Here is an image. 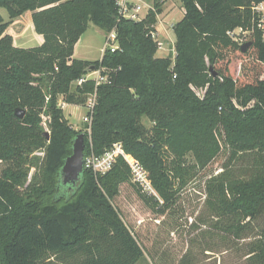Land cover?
Masks as SVG:
<instances>
[{
    "label": "trees",
    "instance_id": "1",
    "mask_svg": "<svg viewBox=\"0 0 264 264\" xmlns=\"http://www.w3.org/2000/svg\"><path fill=\"white\" fill-rule=\"evenodd\" d=\"M180 1L175 54L158 57L162 0L138 21L120 16L117 0H0L10 17L0 13V264H138L146 259L142 240L114 203L121 186L131 184L149 210L166 216L224 151L221 170L205 181V203L232 241L254 237L246 264H264V36L253 9L260 0ZM28 11L44 42L18 47L7 30ZM90 22L107 34L115 29L119 45L96 61L74 58ZM239 27L252 35L246 51L228 34ZM238 53L248 54L242 76ZM91 66L107 81L74 85ZM94 92L85 156L121 143L158 196L132 181L121 155L104 174L84 167L76 186L63 183L78 131L60 99L85 106ZM43 112L51 118L49 139ZM39 148L45 157L28 183L25 159Z\"/></svg>",
    "mask_w": 264,
    "mask_h": 264
},
{
    "label": "rangeland",
    "instance_id": "2",
    "mask_svg": "<svg viewBox=\"0 0 264 264\" xmlns=\"http://www.w3.org/2000/svg\"><path fill=\"white\" fill-rule=\"evenodd\" d=\"M143 1L152 7L155 0H130L131 3L143 6L140 12L142 17L148 12V7L144 6ZM164 2L166 11L168 9L177 11L182 8L180 0H165ZM0 13L5 21L10 20L5 8H0ZM178 14L170 21L164 22V25L161 21L167 20L159 19L158 16L156 26L158 25L159 30L156 31V38L163 43L162 49L157 53L158 57H167L174 53L176 35L173 25L180 20L181 13ZM27 17L25 13L23 20L25 21ZM21 24L15 25L16 30ZM21 31L28 41L34 42L32 32L28 27ZM107 35L102 28L90 22L83 36V44L77 49V57L90 61L99 60L104 52ZM251 37L250 32L246 35L244 43L249 42ZM247 56L248 54L238 53L234 59L236 72L241 76L244 73L243 64L247 61ZM87 76L96 77L91 72ZM87 111L84 105L67 104L64 107L69 123L78 131V134L87 132V125L84 121ZM49 117L46 112H43L42 128L45 136L46 132L50 133L51 118ZM143 122L146 126L152 125L146 117L143 118ZM44 157V148L28 154L24 163V167L29 172L28 183L39 173ZM226 158L227 154L224 151L206 169L200 171L180 193L175 211L172 210L166 216H159L149 210L131 184L121 186L120 195L115 198L114 203L120 209L127 225L135 230L138 238L142 240L146 259L138 264H246V246L254 237L232 241V238L215 227L216 219L205 203V181L213 173L221 170Z\"/></svg>",
    "mask_w": 264,
    "mask_h": 264
},
{
    "label": "built area",
    "instance_id": "3",
    "mask_svg": "<svg viewBox=\"0 0 264 264\" xmlns=\"http://www.w3.org/2000/svg\"><path fill=\"white\" fill-rule=\"evenodd\" d=\"M117 1L119 6V14L121 17L137 20V21L143 18L140 15L141 10L143 9L142 5L131 3L130 0H117ZM144 6L148 7V10L151 8V6H149L147 2L146 3L144 2ZM253 9L257 15V27L263 32V36H264V0H260L259 2L254 3ZM249 33L250 31H246L241 27L228 32L229 36L233 38L235 41L239 42L240 44L244 43L245 37ZM154 36L156 37V33H154ZM162 47H163V43L159 42V50H161ZM107 48L110 49L112 52H115L116 49L119 48L117 33L115 29L112 30L110 33H108V35L106 36L104 51ZM91 73H94L96 77L91 78V76L86 75L85 77L77 81L76 84H82L83 82H86L90 79L95 80L96 85H99L107 81V76L102 74L101 69L94 70ZM96 97H97L96 92L90 94L85 105L88 111L84 117V121L87 125L86 128L87 133L89 134L91 133L92 114L96 104ZM48 100L49 97H47V101ZM59 105L64 109L65 102L60 101ZM119 155L123 156L125 161L128 163L132 172V181L135 184H137L140 188H142L144 192L150 195L158 196V193L153 187L152 182L149 178L147 170L138 160L131 158L126 153L121 143L115 144L112 149L106 151L101 156H96L94 153L85 156L84 167L92 168L95 172L104 174L112 168Z\"/></svg>",
    "mask_w": 264,
    "mask_h": 264
},
{
    "label": "crops",
    "instance_id": "4",
    "mask_svg": "<svg viewBox=\"0 0 264 264\" xmlns=\"http://www.w3.org/2000/svg\"><path fill=\"white\" fill-rule=\"evenodd\" d=\"M162 1H165V0H162ZM164 4H165V2H164ZM181 6H182V4H181ZM178 13H181V16L179 17L180 18V20L183 18V16H184V11H183V7L181 8V9H178L177 11H175V9L174 10H172V9H168L167 11H166V9H164V11H163V13L161 14V15H159V19H166L167 21H161L162 22V24L164 25V22H168V21H170L172 18H174V17H176V16H178L179 14ZM25 14V13H24ZM23 14V15H24ZM23 15H21V16H19V17H17V18H15L13 21H12V23H11V25L8 27V30H7V32L9 33V34H11L12 35V37H13V40H14V45L15 46H18V47H23V48H30V47H35V46H39V45H41L43 42H44V37H43V35H41V34H38L37 32H36V30H35V27H34V23H33V11H28V12H26V15H28V17L26 18V20L24 21L23 20ZM3 16V15H2ZM9 21V20H8ZM21 24L20 26H17V29L18 30H16V27H15V25L16 24ZM20 27V28H19ZM22 27V28H21ZM29 28L30 29V31L32 32L31 33V35L33 36V38H34V42H30V41H28L25 37H24V35H23V33H22V31L21 30H23L24 28ZM159 30V28H158V25L156 26V30ZM84 36V35H83ZM83 36L80 38V40L78 41V43L76 44V46H75V52H74V58H77V59H82V58H78L77 57V49H78V47L80 46V45H82L83 44ZM31 44H35V45H31ZM103 56V55H102ZM102 56H101V58H102ZM100 58V59H101ZM83 60H87V59H83ZM90 61V60H89ZM68 103H65V106L67 105Z\"/></svg>",
    "mask_w": 264,
    "mask_h": 264
},
{
    "label": "water",
    "instance_id": "5",
    "mask_svg": "<svg viewBox=\"0 0 264 264\" xmlns=\"http://www.w3.org/2000/svg\"><path fill=\"white\" fill-rule=\"evenodd\" d=\"M250 46V43L247 42L242 45V50L246 51V49ZM95 70V66H91L87 68L88 72H92ZM214 76H217V72L211 67ZM26 111L18 109L16 110V115L20 118L25 116ZM46 136L49 139L50 133L46 132ZM85 135L84 133H79L73 144V152L70 156L67 157L62 170L61 175L63 179V183L71 184L76 186L81 181V176L84 171V158H85Z\"/></svg>",
    "mask_w": 264,
    "mask_h": 264
}]
</instances>
